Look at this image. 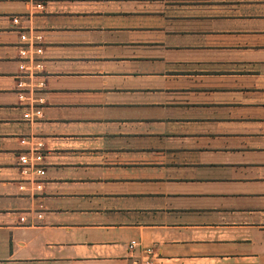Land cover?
Instances as JSON below:
<instances>
[{
    "label": "crops",
    "instance_id": "crops-1",
    "mask_svg": "<svg viewBox=\"0 0 264 264\" xmlns=\"http://www.w3.org/2000/svg\"><path fill=\"white\" fill-rule=\"evenodd\" d=\"M148 259L264 264V0H0V264Z\"/></svg>",
    "mask_w": 264,
    "mask_h": 264
},
{
    "label": "built area",
    "instance_id": "built-area-1",
    "mask_svg": "<svg viewBox=\"0 0 264 264\" xmlns=\"http://www.w3.org/2000/svg\"><path fill=\"white\" fill-rule=\"evenodd\" d=\"M21 160V163L24 164V165H27L29 167H32L34 169V171L36 172V175L38 177H42L44 174H45V171L44 169L41 167V164H42V157L39 156V155H35V157L33 158V161L30 160V159H27L26 157H21L20 158ZM38 188H40V186H38ZM137 245V243L135 241H132L130 244H129V248L130 249H133L135 246ZM143 253L145 255H151L152 254V249L151 248H146L143 250ZM145 264H152V261L150 259H148Z\"/></svg>",
    "mask_w": 264,
    "mask_h": 264
}]
</instances>
